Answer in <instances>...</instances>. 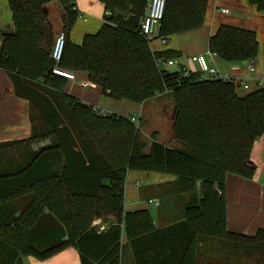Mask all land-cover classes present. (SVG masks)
<instances>
[{"label":"trees","instance_id":"trees-1","mask_svg":"<svg viewBox=\"0 0 264 264\" xmlns=\"http://www.w3.org/2000/svg\"><path fill=\"white\" fill-rule=\"evenodd\" d=\"M49 1L7 0L12 29L0 33V69L14 94L27 100L30 122L27 138L0 142V264L45 259L66 247L77 251L80 264H122L126 248L133 264H239L247 252L250 264H264V229L227 230L223 196L227 173L253 176L249 156L264 134V83L240 93L233 80L203 78L197 69L185 75L183 67L158 68L157 57L181 53L156 50L140 33L148 0H97L104 22L75 44L69 33L80 11L75 0H57L65 32L59 67L85 72L114 100L141 104L171 93L175 146L152 132L145 152L130 116L95 112L65 92V78L48 72L54 65ZM248 1L264 12V0ZM207 2L166 0L158 36L166 41L200 27ZM207 46L226 65L258 54L253 30L227 24ZM128 171L173 176L168 191L181 199L180 219L157 228L147 209L125 211ZM97 217L102 230L91 228Z\"/></svg>","mask_w":264,"mask_h":264},{"label":"crops","instance_id":"crops-1","mask_svg":"<svg viewBox=\"0 0 264 264\" xmlns=\"http://www.w3.org/2000/svg\"><path fill=\"white\" fill-rule=\"evenodd\" d=\"M75 5L80 11V15L69 33V38L73 43L79 44L85 33H93L100 27L104 22V13L102 8L100 23L95 30H91L95 27L89 25L90 21L88 22V14L84 12L87 9L80 6L76 0ZM222 8H227L229 11L224 13L221 11ZM44 10L48 23L55 36L61 31L62 27L60 19L62 7L57 0H51L45 4ZM145 12L147 13V7ZM220 24L247 28L255 32L258 42V54L253 60L255 70L251 73L248 72L246 70V61L226 65L214 59L213 62H209L210 65L215 66L220 71L233 77H247L250 87L256 86L257 79H264V12L259 11L257 7L249 3L248 0H208L202 25L198 28L181 32L186 33L185 35L188 37L185 45L175 48L171 47V49L181 53L178 58L185 67H187L191 56L203 54L207 51L208 38L215 32ZM11 29L12 14L8 2L7 0H0V33ZM77 34H79V36ZM166 44L167 40L164 45ZM152 48L156 50L164 49L160 44L156 46L152 45ZM189 63L190 66L193 67L190 69L194 70L197 68L194 63L190 61ZM75 78L76 80L74 82L67 80L65 92L91 105L95 112L99 114H127V116L131 114L133 116L134 114L130 113V111L137 110L138 115L136 118L140 120V114L144 108V103L147 101L140 104L127 100H114L108 97L103 100L100 97L105 94L101 92L98 85L87 79L85 72H76ZM83 83L85 85H83ZM238 91L244 92L245 90L238 88ZM152 99H150V101ZM29 135L30 122L28 119V102L14 94L11 80L7 74L0 69V142L23 139L27 138ZM168 146L173 147L175 144ZM249 158L255 166L253 176L251 178H244L233 173H227L223 191L225 199L226 229L231 232L245 235H253L258 229H264V134L254 141ZM156 174L160 173L127 172V176L130 175L129 178L132 180L137 176L142 180L139 187H135L137 189V199L131 202L128 200V209L124 207L125 211L136 209L148 210L145 204L141 205V202H147V200L151 198L159 199L161 206L159 204V206L155 207L162 209V198L149 196V188L164 184V181H170L174 179V177L167 174H163V176H157ZM142 182H144L143 185ZM197 186L201 187V184L197 183ZM158 214H160L159 211ZM98 222L101 223V218ZM156 227L161 228L162 226ZM128 252L129 256L122 264H133L130 250ZM17 264H80V261L77 251L73 247H66L45 259L23 256Z\"/></svg>","mask_w":264,"mask_h":264},{"label":"rangeland","instance_id":"rangeland-1","mask_svg":"<svg viewBox=\"0 0 264 264\" xmlns=\"http://www.w3.org/2000/svg\"><path fill=\"white\" fill-rule=\"evenodd\" d=\"M80 6L86 8L84 12L88 14V22L90 21V26L95 27L92 28L91 30H95L97 25L100 23L101 15H102V7L100 3L97 0H76ZM75 8L77 6L75 5ZM111 14V13H110ZM64 32V31H63ZM65 33V32H64ZM186 33H176L172 35L170 38L166 39L167 44L163 45L161 44V41L159 39H152L149 40L151 46L152 45H158L160 44L163 48L167 47H178V46H184L185 42L187 41L188 37L185 35ZM79 36V34H77ZM54 39V37H53ZM53 43V42H52ZM51 49H52V44H51ZM50 49V51H51ZM177 49V48H176ZM196 65V64H195ZM197 66V65H196ZM177 67V66H175ZM187 67L193 68L190 66V63L188 61ZM171 68V67H170ZM198 69V68H196ZM75 75V73H74ZM76 80V78H75ZM243 93V92H240ZM107 96L103 95L102 98L103 100L106 99ZM152 103V104H151ZM123 104V103H121ZM172 106V96L171 93L165 92V91H160L151 101H147L144 103V108L140 114L141 118L140 120L136 118L138 115L137 110H131L130 113L134 114L135 120L131 121L135 124V126H138L140 128L141 135L140 137L142 138V141L145 143V148L144 151H148V146L151 141V133L156 132V137L159 142L164 143L165 145H173L175 142L171 139V132H170V122H169V113L171 110ZM121 113V112H119ZM124 113V112H123ZM101 114V113H100ZM106 114V113H105ZM110 114V113H107ZM127 115V114H126ZM128 116H132L131 114ZM45 141V140H44ZM44 141H40L39 144L44 143ZM113 163H117L118 160L111 158ZM155 174V173H154ZM157 176H163V174H156ZM166 176V175H164ZM129 176L126 177V184H125V192H124V207L125 209H128L127 204L129 201H133L134 199H137V189L135 188L136 186L133 184L136 179H138V176L134 178L133 180L129 178ZM141 177V176H139ZM130 180V181H129ZM168 181H164L165 184L158 185L153 188H149V196H156L160 197L163 200V206L161 208H156L152 204L147 203L146 201L141 202L142 204H145L148 208L149 213L152 216V219L155 223L156 226H166L169 225L170 223L179 220L180 219V201L181 199L178 196H175L174 193L169 189L173 188V185H170V183H167ZM144 182H142V185ZM140 189V188H138ZM165 194L160 195V193ZM168 191V192H167ZM219 192V190H218ZM220 193V192H219ZM129 200V201H128ZM159 200V199H158ZM160 203V201H159ZM140 205V204H139ZM161 206V204H160ZM158 211L160 214H158ZM100 217H97L92 221L91 225H95ZM159 221V222H158ZM96 226V225H95ZM129 256L128 249H124V252L122 254V262L124 260H127V257ZM250 252L248 253H243L240 256L239 264H250L251 258H249ZM254 262V261H252Z\"/></svg>","mask_w":264,"mask_h":264},{"label":"built area","instance_id":"built-area-1","mask_svg":"<svg viewBox=\"0 0 264 264\" xmlns=\"http://www.w3.org/2000/svg\"><path fill=\"white\" fill-rule=\"evenodd\" d=\"M165 2L166 0H149L147 6V13L140 23V33L149 40L159 39L161 41V44H165L166 41L163 39V37L158 36L157 28L163 17ZM221 11L227 13L229 10L227 8H222ZM105 14L110 15V11L107 10ZM64 43H65V33L61 30L54 36L52 49L50 51V57L54 62V65L51 67V72L54 75L60 76L62 78H65L66 80L74 82L75 81L74 73L67 69H63L58 65L62 56ZM214 58H215V54L207 49V51L203 54H196L191 56L189 58V61L197 65L198 68L197 71H199L202 74L201 76L203 78L211 77V78L221 79L223 81L233 80L243 90L250 89L247 77L246 78L233 77L226 73L220 72L215 66H211L209 62L210 61L213 62ZM155 61H156V65L161 70L170 69V67L171 68L183 67L185 75L188 74V70H191L190 68L185 67V65L181 62L179 58L157 57ZM245 64H246V70L248 72L251 73L255 70L253 61H246ZM262 83H264V79H257L256 85L260 86L262 85ZM83 85L85 84L83 83ZM130 120L131 121L135 120V116L134 115L131 116ZM141 180L142 179L140 178L136 179L134 181V185L136 187H139V185L141 184ZM147 202L153 204L154 206H159V200L156 198L148 199ZM96 228L102 230L105 228V226L97 222Z\"/></svg>","mask_w":264,"mask_h":264},{"label":"water","instance_id":"water-1","mask_svg":"<svg viewBox=\"0 0 264 264\" xmlns=\"http://www.w3.org/2000/svg\"><path fill=\"white\" fill-rule=\"evenodd\" d=\"M50 71H51V69L49 68V69H48V72H50ZM95 225H96V224H95ZM95 225L93 224V225L91 226V228H94V229H95V228H96Z\"/></svg>","mask_w":264,"mask_h":264}]
</instances>
